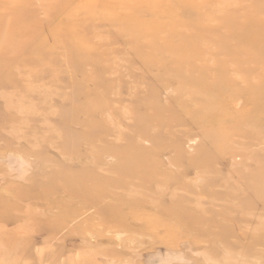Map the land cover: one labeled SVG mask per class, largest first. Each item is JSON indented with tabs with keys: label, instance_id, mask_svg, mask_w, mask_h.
I'll use <instances>...</instances> for the list:
<instances>
[{
	"label": "rangeland",
	"instance_id": "obj_1",
	"mask_svg": "<svg viewBox=\"0 0 264 264\" xmlns=\"http://www.w3.org/2000/svg\"><path fill=\"white\" fill-rule=\"evenodd\" d=\"M259 7L0 0V264H264Z\"/></svg>",
	"mask_w": 264,
	"mask_h": 264
},
{
	"label": "bare ground",
	"instance_id": "obj_2",
	"mask_svg": "<svg viewBox=\"0 0 264 264\" xmlns=\"http://www.w3.org/2000/svg\"><path fill=\"white\" fill-rule=\"evenodd\" d=\"M256 13H257L256 15H259V14L263 15L264 7H259ZM237 30L239 32L247 31L248 35L246 36V38L243 39V41L247 42L249 45H254L260 40H262V42L264 43V20L256 21L254 19L252 20L249 19L247 20V22L237 27ZM263 75H264V71L262 70L261 76ZM116 224H118L117 226L120 225L117 221H116Z\"/></svg>",
	"mask_w": 264,
	"mask_h": 264
}]
</instances>
